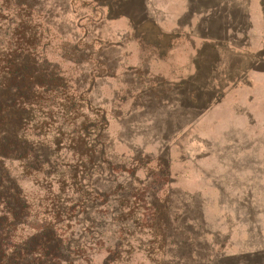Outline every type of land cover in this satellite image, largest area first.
Instances as JSON below:
<instances>
[{
  "label": "rangeland",
  "instance_id": "obj_1",
  "mask_svg": "<svg viewBox=\"0 0 264 264\" xmlns=\"http://www.w3.org/2000/svg\"><path fill=\"white\" fill-rule=\"evenodd\" d=\"M17 2L48 28L46 57L108 118L122 168L95 182L111 195L92 264H264V0ZM115 196L128 198L121 238ZM30 221L14 240L45 224Z\"/></svg>",
  "mask_w": 264,
  "mask_h": 264
},
{
  "label": "trees",
  "instance_id": "obj_2",
  "mask_svg": "<svg viewBox=\"0 0 264 264\" xmlns=\"http://www.w3.org/2000/svg\"><path fill=\"white\" fill-rule=\"evenodd\" d=\"M0 29L9 35L0 42V264H74L75 255L92 264L106 243L102 215L111 195L95 182H115L122 168L107 151V115L92 107L89 90L46 57L49 30L33 8L0 0ZM68 57L76 65L81 58ZM24 180L37 192L26 190ZM115 199L121 238L128 198ZM155 211L163 232L170 216L166 208ZM32 218L44 227L14 240L17 230L31 229ZM6 239L13 242L9 248Z\"/></svg>",
  "mask_w": 264,
  "mask_h": 264
}]
</instances>
